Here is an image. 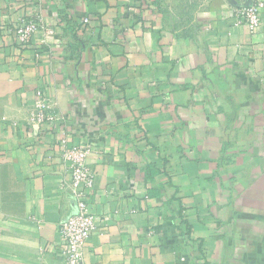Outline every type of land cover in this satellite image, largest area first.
<instances>
[{
	"label": "crops",
	"instance_id": "obj_1",
	"mask_svg": "<svg viewBox=\"0 0 264 264\" xmlns=\"http://www.w3.org/2000/svg\"><path fill=\"white\" fill-rule=\"evenodd\" d=\"M234 2L0 0V264L59 261L86 143L81 264H264V14L252 34Z\"/></svg>",
	"mask_w": 264,
	"mask_h": 264
},
{
	"label": "built area",
	"instance_id": "obj_2",
	"mask_svg": "<svg viewBox=\"0 0 264 264\" xmlns=\"http://www.w3.org/2000/svg\"><path fill=\"white\" fill-rule=\"evenodd\" d=\"M263 14L264 0H254L249 6L234 10V24L247 26L253 34L261 26ZM88 22L89 18L86 17L84 23ZM39 25V22L34 20H22L17 28V39L24 44L30 43ZM36 107L39 111L40 124L54 121L55 115L51 111L53 103L42 92L38 93ZM63 142L67 143V140ZM93 149L92 144L86 143L65 146L62 150V158L67 165L66 183L76 202L77 211L59 226L60 259L52 264H81L86 241L101 223V218L89 211V199L94 189V173L88 163V158Z\"/></svg>",
	"mask_w": 264,
	"mask_h": 264
},
{
	"label": "water",
	"instance_id": "obj_3",
	"mask_svg": "<svg viewBox=\"0 0 264 264\" xmlns=\"http://www.w3.org/2000/svg\"><path fill=\"white\" fill-rule=\"evenodd\" d=\"M232 4L236 5V3L234 2V0H229ZM242 6H249L248 4H245V5H238L237 4V7L240 8Z\"/></svg>",
	"mask_w": 264,
	"mask_h": 264
}]
</instances>
